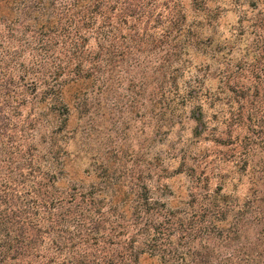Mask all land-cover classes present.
Here are the masks:
<instances>
[{
    "label": "trees",
    "instance_id": "obj_1",
    "mask_svg": "<svg viewBox=\"0 0 264 264\" xmlns=\"http://www.w3.org/2000/svg\"><path fill=\"white\" fill-rule=\"evenodd\" d=\"M156 1L0 0V264H264V181L249 150L241 169L253 181L243 201L222 183L192 191L188 207L172 205L157 193L167 185L149 183L151 163L147 176L109 163L95 164L89 179L72 172L71 115L73 109L84 115L83 107L92 103L82 86L103 82L117 59L128 56L120 38L146 43V27L143 33L139 24L149 21L158 28L163 63L161 90L148 99L170 125L175 111L191 104L196 134L206 132L204 102L224 117L225 130L215 127L211 134L217 143L238 139L234 131L244 119L264 121L258 64L241 60L221 69L216 86L206 84L203 65L195 73L184 71L194 55L215 61L221 56L214 35H205L210 26L218 29L220 1L163 0L153 9ZM259 19L254 26H264ZM207 66L211 72L213 65ZM250 69L255 82L246 84L241 78ZM249 214L254 219H246ZM184 219H203L200 231L227 245L250 221L259 231L220 263L191 247L181 232L196 227Z\"/></svg>",
    "mask_w": 264,
    "mask_h": 264
},
{
    "label": "rangeland",
    "instance_id": "obj_2",
    "mask_svg": "<svg viewBox=\"0 0 264 264\" xmlns=\"http://www.w3.org/2000/svg\"><path fill=\"white\" fill-rule=\"evenodd\" d=\"M162 1L157 0L153 9H159ZM219 1L221 10L215 19L218 29L214 31L210 26L205 35H214L213 48L220 44L223 48L221 56L215 61L212 55L207 58L194 55L192 64L184 70L188 75L198 72L203 65V72L208 73L206 84L210 86L217 85L221 69L233 68L241 60L258 64V69L264 72V26H254L261 20L259 18H264V0ZM193 15L194 11L189 8L188 21L194 19ZM200 17L207 18V15L203 13ZM139 25L140 30L146 27L147 42L138 45L127 38L124 43V38L122 41L120 38L118 43L128 46V56L121 61L117 59L111 73L102 75L103 82L91 80L82 86L83 91H89L87 95L92 103L83 107L84 115L77 109H73L71 115L69 129L72 132L69 131L68 144L72 150L70 157L76 161L72 172L89 179L95 164L109 163L115 168L132 169L136 176H147L146 169L151 163L153 180L149 183L153 187L167 185L169 190L157 193L172 199V205L188 207L185 203L192 191L200 193L205 186L215 189L222 183L224 191L234 192L243 201L253 181L252 173L241 169L244 151L249 150L251 165L260 170L264 181V121L254 125L244 119L234 131L238 139L233 137L225 143H217L211 134L215 127L225 130L221 122L224 117L204 102L205 118L209 121L206 132L196 134L198 123L193 118L196 109L191 104L182 112L175 111L170 125L148 99V93L161 90L158 80L163 51L156 42L158 28H154L151 21ZM119 32L120 35L128 33L125 30ZM209 64L213 65L211 72ZM251 70L241 78L246 84L255 82ZM150 79L153 83L148 85ZM246 219L254 218L249 214ZM189 220L196 228L181 233L185 237L189 235L191 247L207 250L220 263L242 244L255 240L259 231V226L250 221L246 234L227 245L208 239L205 230L200 231L203 219H184V222Z\"/></svg>",
    "mask_w": 264,
    "mask_h": 264
}]
</instances>
